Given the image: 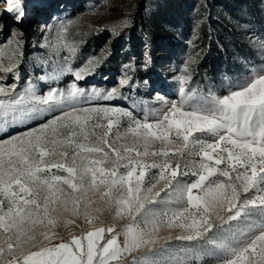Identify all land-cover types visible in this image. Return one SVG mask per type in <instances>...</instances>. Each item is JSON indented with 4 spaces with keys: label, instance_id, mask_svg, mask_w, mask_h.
I'll return each mask as SVG.
<instances>
[{
    "label": "snow or ice",
    "instance_id": "1",
    "mask_svg": "<svg viewBox=\"0 0 264 264\" xmlns=\"http://www.w3.org/2000/svg\"><path fill=\"white\" fill-rule=\"evenodd\" d=\"M3 2L24 18L19 0ZM70 23L56 36L69 53ZM249 42L264 57V37ZM16 56L0 60V73L18 79ZM65 72L83 79L57 66L40 80ZM178 79L179 99L159 98L142 119L86 106L115 89L72 83L40 95L32 82L0 84V134L26 128L0 138V264H264V60L223 96L186 88L190 74ZM72 225L79 235L56 231Z\"/></svg>",
    "mask_w": 264,
    "mask_h": 264
},
{
    "label": "rangeland",
    "instance_id": "2",
    "mask_svg": "<svg viewBox=\"0 0 264 264\" xmlns=\"http://www.w3.org/2000/svg\"><path fill=\"white\" fill-rule=\"evenodd\" d=\"M174 1L19 0L25 16L17 20L15 13L6 11L8 4L0 0V60L7 65L9 57L15 52L18 63L15 69L18 79L11 73H0L3 77L0 84L16 83L21 90L32 82L40 95L46 94L52 87L66 89L72 83L89 93L95 90L106 94L115 89V98L94 100L86 106L116 107L130 111L141 119L145 110L160 107L159 98L170 102L179 99L181 83L178 78L182 75L191 76L186 88L198 87L205 93L210 89L216 95H227L231 81L243 77L250 65H259L264 60L249 42L250 39L264 37V15L262 19H250L240 29L243 51L230 54L222 42H217L223 51L220 55L218 50H213L215 37H211L206 49L203 41H199L201 25L197 23L203 22L201 17L205 13L201 4L207 0H193L190 6L182 7L184 12L188 10L190 17L198 20L189 27L181 28L175 27L176 18L167 17L174 11ZM208 6L206 3L205 7ZM208 11L206 19L212 15L210 7ZM156 18L158 24L155 23ZM122 20L130 21V26L117 28ZM69 22L67 41L74 48L71 53L57 46L56 42L58 29ZM210 32L215 30L212 28ZM21 51L22 57L18 55ZM217 53L215 65L218 68L216 73L211 74L210 68L203 67V63L207 57ZM147 57L151 58L150 64L145 63ZM185 65L187 72L184 71ZM57 66L71 67L73 72L79 70L83 79L77 81L72 73L65 72L58 81L45 83L40 80L41 76ZM121 81L126 83L122 85ZM168 90L170 93H166ZM123 119L126 124L127 118ZM25 130V127L11 128L7 133L0 134V138ZM124 142L130 143V138ZM101 219L119 226V222L110 221L107 211ZM76 224L82 225L83 221L77 220ZM56 231L67 239L69 231L79 235L81 228L72 225L69 229L58 227ZM169 243L177 242L173 240ZM131 259L128 257L124 264H130Z\"/></svg>",
    "mask_w": 264,
    "mask_h": 264
},
{
    "label": "trees",
    "instance_id": "3",
    "mask_svg": "<svg viewBox=\"0 0 264 264\" xmlns=\"http://www.w3.org/2000/svg\"><path fill=\"white\" fill-rule=\"evenodd\" d=\"M191 1L193 0H175L173 2L172 5L175 7L172 10L174 11H171L167 17L177 19L175 27H189L197 22L198 19L190 17L188 10L184 12V9H182L185 5L190 6ZM206 3L209 5L208 7H205ZM209 7L212 10V15L209 19H206ZM201 9L205 13L201 17L203 22L197 24L201 25L199 41H203L204 48L208 47L211 37H215L216 42L213 45V50H218L220 55H223V51L217 45V42H222L230 50L229 53L234 54L244 49L239 36L244 23L250 19H262L264 0H207L201 4ZM155 23L158 24L157 18ZM212 28L215 30L213 33L210 32ZM231 46L234 48L230 49ZM216 59H218V53L204 60L203 67L210 68L211 74L216 73L218 68L215 65Z\"/></svg>",
    "mask_w": 264,
    "mask_h": 264
},
{
    "label": "bare ground",
    "instance_id": "4",
    "mask_svg": "<svg viewBox=\"0 0 264 264\" xmlns=\"http://www.w3.org/2000/svg\"><path fill=\"white\" fill-rule=\"evenodd\" d=\"M166 93H170V91L168 90V91H166ZM157 96L159 97V96H160V94L158 93V94H157Z\"/></svg>",
    "mask_w": 264,
    "mask_h": 264
}]
</instances>
